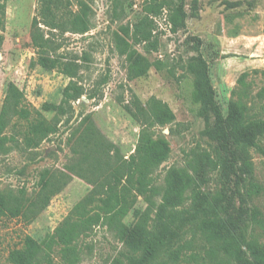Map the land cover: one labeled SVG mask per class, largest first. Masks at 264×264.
<instances>
[{
	"label": "rangeland",
	"instance_id": "1",
	"mask_svg": "<svg viewBox=\"0 0 264 264\" xmlns=\"http://www.w3.org/2000/svg\"><path fill=\"white\" fill-rule=\"evenodd\" d=\"M84 1L92 10L90 29L81 33L48 25L40 0H4L0 116L11 84L21 91L22 106L48 119L55 113L46 112L44 105L60 103L68 84L82 86L84 95L71 102L65 115L53 118L58 131L38 147L27 145L29 122L19 115L0 135V140L5 137L0 147V194L12 191L31 202L43 176L66 181L33 217L0 220V264H11L10 252L26 235L43 246L38 264H48L44 254L63 264L60 247L52 245L53 236L100 184H112L115 176L106 164L108 158L113 161L115 154L129 159L148 148L165 156L148 173L146 191L133 193L137 213L149 214V231L159 228L154 219L172 184L181 209L193 211L209 201L218 202L233 215H242L249 239L264 243V131L257 146L238 148L232 170L217 168L220 143L211 135L216 119L194 92V64L203 57L227 122L246 125L264 120V0H198L196 11L194 0H185L187 17L178 25L172 19L179 0ZM78 9L79 0H61L59 18ZM36 16L42 18L38 33L45 37L43 49L33 41ZM39 50L56 60L53 66L41 59ZM131 53L149 60L145 74L134 75ZM165 106L174 118L162 122L169 116L161 115ZM86 116L112 144L107 148L110 157L101 150H88L85 141L78 142L88 150L85 153L73 147L77 137L73 141L71 135ZM94 137L85 140L93 144ZM77 165L87 172L100 171L95 174L99 183L74 174L71 168ZM138 177L136 172L130 184H137ZM133 213L123 210L119 220L132 223ZM75 245L77 264H117L126 262L129 254L119 230L105 221L82 232ZM222 245L199 231L187 243L181 264H219Z\"/></svg>",
	"mask_w": 264,
	"mask_h": 264
},
{
	"label": "trees",
	"instance_id": "2",
	"mask_svg": "<svg viewBox=\"0 0 264 264\" xmlns=\"http://www.w3.org/2000/svg\"><path fill=\"white\" fill-rule=\"evenodd\" d=\"M179 6L172 19L174 25L183 23L187 17L184 8L185 0H179ZM61 0H40L41 14L46 17V23L52 27L74 32L85 33L90 29L91 6L84 0H79V9L66 12L65 18H59ZM4 8V0H0V16ZM198 9V0H194L193 10ZM42 18L36 16L34 20L33 41L40 49L44 48L45 37L40 32L38 26ZM122 45V44H121ZM45 50H39L41 59L49 65H54L55 59L44 55ZM122 53H127L121 48ZM135 53V52H134ZM131 53L134 60L133 71L135 76L145 74L151 66L149 60L143 56ZM51 66V67H52ZM196 75L194 92L198 102L203 108L211 111L216 119V125L211 131V135L220 143V153L215 160L217 168L222 170H232L233 161L237 160L238 148L257 146V138L264 131V120L252 121L246 125H231L216 101L215 90L212 86L209 67L207 61L200 57L194 64ZM84 95L82 86L77 83L68 84L63 90V98L60 103H47L43 109L46 112H54L56 118L65 115L72 101L79 100ZM21 91L13 84L9 86L5 105L0 116V135L10 123L11 118L19 115L29 122L26 143L30 147L38 145L58 131V123L53 118L48 119L41 112L32 113L31 110L22 106ZM90 99V97H88ZM161 115H169L162 122L170 121L174 118L172 110L165 106ZM88 122V126L82 125ZM101 132L94 125L90 116H86L79 127L71 135V140L77 137L73 147L77 151L85 153L88 150H101L102 153L110 157L111 151L107 140L103 139ZM89 135H94L95 142L87 143L85 139ZM5 137L0 140L2 147ZM86 143L85 146L78 142ZM86 149V150H84ZM139 155H132L131 158L114 156L112 161L108 158L106 164L114 174L112 184L104 186L100 184L95 192L88 197L77 209L73 216L68 217L58 228L53 236L52 245L60 247V254L63 264H77L76 240L79 235L100 221H105L119 230L128 248L126 262L118 260L117 264H181L185 256V247L191 243L192 238L200 231L212 242L222 243L223 256L219 264H264V243L249 239L244 231V221L241 216L233 215L228 209L218 202L209 201L207 204L191 211L180 208V201L174 194L175 188L169 185L163 197L161 209L155 217L159 228L151 232L148 230L150 218L148 212L137 213L135 191L144 193L147 186V176L154 167L160 165L165 156L156 150L144 149ZM140 152V149H139ZM117 156V157H116ZM118 158V159H117ZM77 165L71 168L74 174L85 178L90 183L97 185L99 179L95 172L81 170ZM138 172L139 180L137 184H130L131 178ZM64 181V182H63ZM42 187L36 197L29 202L25 198L8 191L0 194V220L8 216L33 217L36 208L47 206L51 198L58 193L66 181L64 178H54L53 176H43L40 181ZM133 209L134 220L127 224L120 221L119 217L123 210ZM117 223H114L116 222ZM189 240H187V238ZM43 253V246L31 235H26L21 241V245L10 252L11 264H38ZM48 264H55L51 254H44Z\"/></svg>",
	"mask_w": 264,
	"mask_h": 264
}]
</instances>
